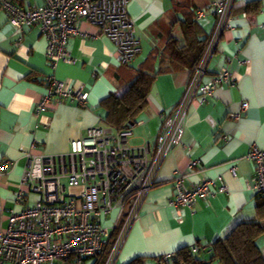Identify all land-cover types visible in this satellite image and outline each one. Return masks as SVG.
Here are the masks:
<instances>
[{"label": "crops", "instance_id": "obj_1", "mask_svg": "<svg viewBox=\"0 0 264 264\" xmlns=\"http://www.w3.org/2000/svg\"><path fill=\"white\" fill-rule=\"evenodd\" d=\"M211 2L191 0V7L205 13L200 24L208 36L215 24L209 9ZM43 3L44 0L17 2L23 8ZM172 9L173 0L129 3L128 14L142 47L141 57L134 63L142 62L157 46L153 32H165L162 20L173 18L168 15ZM157 23L161 27L154 29ZM77 26L84 36L68 40L67 51L73 62H60L53 70L46 59L47 44L41 29L14 27L0 6V163L14 164L0 180L3 229L7 228L11 212L33 207L39 200L38 196L30 195L25 202H16L18 193L27 191L22 185L29 167L26 155L45 158L67 154L72 141L85 137L89 129L106 127L100 103L112 93L123 92L130 84L110 39L100 36L98 29L87 21H80ZM175 35L180 37L178 30ZM224 66L229 69L233 86H220L212 99L203 102L197 98L192 103L184 144L174 149L164 162L158 175L161 185L144 205L118 264H129L137 258L172 257L180 250L196 247L210 258L209 246L225 239L237 225L263 224L252 189L253 165L245 158L254 147L264 151V0H237L232 28L224 34L205 81H210ZM50 75L75 90L83 89L88 95L87 108H80L74 101L55 99L46 114H37L47 95L45 80ZM188 79V72H182L155 81L148 108L133 128L132 147L156 144L162 124L160 117L175 108ZM245 103L249 109L243 113ZM233 165L237 168L236 178L230 173ZM175 176L184 177V190L222 178L228 191L199 201L191 209L177 210L170 206L176 196L172 185ZM258 245L264 255V241H258Z\"/></svg>", "mask_w": 264, "mask_h": 264}, {"label": "built area", "instance_id": "obj_2", "mask_svg": "<svg viewBox=\"0 0 264 264\" xmlns=\"http://www.w3.org/2000/svg\"><path fill=\"white\" fill-rule=\"evenodd\" d=\"M132 0H44L43 5L23 8L12 0H0V6L18 28L39 27L47 44L46 59L55 69L60 62L73 61L67 51L70 37L84 36L78 29L87 21L116 46L121 64L133 62L141 52V43L128 14ZM237 0H213L210 11L215 24L198 63L193 67L182 97L170 114L161 115V128L154 146L132 147L133 131L115 132L108 127L87 131L72 141L70 151L58 157L26 155L29 167L18 193L17 203L30 195L39 200L33 207L11 212L7 228L0 224V264H118L119 256L150 194L160 187L159 172L174 149L183 146L189 108L197 99L205 102L224 85L233 86L227 66L210 81L209 67L216 57L223 35L232 28ZM205 13L198 14V19ZM47 95L37 114L48 112L53 100H70L87 108L88 95L75 90L53 75L45 80ZM249 109L242 105V112ZM240 118V117H237ZM226 140V139H225ZM253 165L256 196L264 198V151L254 147L245 158ZM194 166V165H193ZM192 166V169H193ZM14 164L0 163V180ZM230 173L237 177L233 165ZM185 179L172 180L175 198L170 206L193 208L202 200L226 194L222 178L206 180L192 190H184ZM199 248L193 249L198 253ZM166 257L165 261L171 260ZM173 259V258H172Z\"/></svg>", "mask_w": 264, "mask_h": 264}, {"label": "trees", "instance_id": "obj_3", "mask_svg": "<svg viewBox=\"0 0 264 264\" xmlns=\"http://www.w3.org/2000/svg\"><path fill=\"white\" fill-rule=\"evenodd\" d=\"M13 2L17 3L18 0ZM199 13L191 7V0H173V9L168 14L173 18L165 17L162 20L165 32H153L157 46L140 63L134 62L141 54L133 62L120 63L125 75L129 76L130 84L123 92L112 93L100 103L99 108L105 113L106 127L115 132L125 129L133 131L139 117L148 108L152 86L159 77L182 72L191 74L209 38L200 24L202 19H198ZM155 26L154 29L161 27L158 23ZM177 30L180 37L175 35ZM256 197V211L264 220V198ZM263 234L264 227L258 222L237 225L225 239L217 240L209 246L211 261L219 264H264V255L258 245ZM198 248L196 254L193 249L180 250L169 261H165V258H137L129 264H203L198 258L202 250Z\"/></svg>", "mask_w": 264, "mask_h": 264}, {"label": "rangeland", "instance_id": "obj_4", "mask_svg": "<svg viewBox=\"0 0 264 264\" xmlns=\"http://www.w3.org/2000/svg\"><path fill=\"white\" fill-rule=\"evenodd\" d=\"M141 56H139V58H140ZM262 226L264 227V222H263V224H262ZM264 241V234L260 237V239H259V243H261V242H263ZM210 254V253H209ZM198 258L200 259V260H202V263L204 264V263H209L210 262V260H211V257L209 258V256L207 257V255L205 254V253H202L201 255H199L198 256ZM205 259H207V260H205ZM212 264H219L218 262H214V263H212Z\"/></svg>", "mask_w": 264, "mask_h": 264}, {"label": "water", "instance_id": "obj_5", "mask_svg": "<svg viewBox=\"0 0 264 264\" xmlns=\"http://www.w3.org/2000/svg\"><path fill=\"white\" fill-rule=\"evenodd\" d=\"M204 264H212L211 262H209V263H204Z\"/></svg>", "mask_w": 264, "mask_h": 264}]
</instances>
